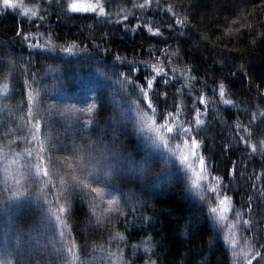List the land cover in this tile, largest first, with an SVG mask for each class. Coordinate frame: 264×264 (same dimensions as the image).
Listing matches in <instances>:
<instances>
[{"label":"trees","instance_id":"obj_1","mask_svg":"<svg viewBox=\"0 0 264 264\" xmlns=\"http://www.w3.org/2000/svg\"><path fill=\"white\" fill-rule=\"evenodd\" d=\"M16 2L0 0V166L16 169L0 168V264H71L72 242L76 264H264L255 256H264V0H101L107 15L65 11V0ZM141 112L191 127L204 158L199 190L172 156L144 147ZM36 121L49 176L25 159ZM76 149L139 170L112 175L118 212L99 213L94 192L68 180ZM57 196L64 223L46 212ZM225 196L221 219L210 209Z\"/></svg>","mask_w":264,"mask_h":264},{"label":"rangeland","instance_id":"obj_2","mask_svg":"<svg viewBox=\"0 0 264 264\" xmlns=\"http://www.w3.org/2000/svg\"><path fill=\"white\" fill-rule=\"evenodd\" d=\"M16 3H20L24 0H16ZM76 2H87V0H76ZM93 2H96V0H93ZM6 85H0V105L2 104L1 99L6 94ZM140 133L142 135V142L144 147L151 149L152 151H157L159 153H163L165 156H172V158L177 162L179 167H182L183 170L187 172L189 175V179L191 181V185L193 190H199L197 189L196 185L193 183L194 181H197L198 176L197 173H200V164L198 161V158L196 156H192L191 152L195 150L197 152V149H193L191 145L190 137H193L191 131L185 132L183 129L187 128L183 124V122L177 117L171 118V120L167 121V126H171L173 128V131L171 133L167 132V128L165 124L158 125L154 122L152 117L148 114H144V112H141L140 114ZM157 129L159 131H157ZM160 137H163V139H160ZM155 141V143H154ZM187 141V143H186ZM30 149L34 151V146H36V143L30 142ZM73 150V147L70 148ZM151 151V152H152ZM25 153V152H24ZM153 153V152H152ZM151 153V154H152ZM91 154V155H89ZM198 154V152H197ZM199 155V154H198ZM81 156L84 159L78 160L76 157ZM183 156L188 157V161L185 162L182 160ZM25 159L29 160L30 163H36L35 159V153H33V157L29 158L27 157L25 153ZM70 161L67 163L73 165V167L76 169V175L81 179L85 180L87 179V182L91 185L92 188H101L104 189V198L101 199L100 195L94 193L93 199L95 201L96 207H99V213L107 212L109 209V205L107 204V200L111 196L116 197L115 190L112 188L111 185V177L112 175H115L119 173L122 175H130L136 172H139V170H136L134 166L132 165H126V162L119 161L116 158H110V154L105 153L103 149L98 150H80L76 149L72 153H70ZM9 163V162H8ZM187 164H192L195 171L189 169L187 167ZM109 166H111L110 175H105V171L109 170ZM137 167V166H136ZM2 170V176L6 177L8 175H15L16 169L11 171L13 169V166L11 163L6 164V166H0ZM31 168V167H30ZM204 168V167H203ZM17 169H20L17 168ZM36 175L42 176L39 171H37L34 168H31ZM72 169H69V172H71ZM12 173V174H11ZM87 173H92V175H87ZM131 173V174H129ZM202 175V179H199V188L201 184L206 180V175L200 173ZM71 177L68 176V180L70 181ZM71 182V181H70ZM223 197H219L218 203H217V212H215L221 219H223L227 212H224L222 210V207L220 205V200H222ZM100 205V206H99ZM117 205V204H116ZM116 205H113L112 207H115ZM226 206L229 209V200L226 202ZM62 217V214H61ZM64 239V237H63Z\"/></svg>","mask_w":264,"mask_h":264},{"label":"snow or ice","instance_id":"obj_3","mask_svg":"<svg viewBox=\"0 0 264 264\" xmlns=\"http://www.w3.org/2000/svg\"><path fill=\"white\" fill-rule=\"evenodd\" d=\"M66 2V9L65 11H72L74 13H96L97 15H107L106 11H105V7L104 4L101 2V0H96V2H93V0H87V2H76V0H65ZM151 0H145V3L143 5H134V7H145L148 6L150 4ZM4 5L8 6L12 4V0H3ZM169 11H171V8L169 7L168 9ZM33 16L38 15L37 12H32L31 13ZM40 19H42V17H39ZM124 19H126V17H124ZM176 23L178 24H183L184 22L182 20H177ZM146 28H148L149 32H155V33H159V29H152L150 26L145 25ZM40 47H44V45H38ZM65 51L71 52V47H69L68 49H64ZM119 58V57H117ZM154 67V66H153ZM135 70V69H132ZM154 71L159 73L162 72L163 69L162 68H155L154 67ZM173 71H175L173 69ZM126 79H131L130 77H127ZM155 79V76H153L151 79L145 77L146 83H147V88L151 89L153 87V80ZM135 84V82H133ZM163 83H167V81H163ZM141 91L143 93L144 99L147 100V105L149 108H152V101L151 99H148L147 96V90L144 88L143 85H140ZM219 92H220V96L223 97L224 96V85L221 84L219 86ZM33 94L30 93L28 96V101L31 104V102L33 101ZM201 102H204L203 97H200ZM225 103H229L231 104L232 101H224ZM89 111H92L91 108L88 109ZM68 111H71V109H68ZM154 111V109H153ZM28 115L29 117L32 116V111L31 108H29L28 111ZM169 115H172L171 113H169ZM203 123L202 120L199 119V110H196V118H195V124L197 126L201 125ZM166 128H167V132L171 133L173 131V128L171 126H167V121L165 122ZM32 128L35 129V133L32 134L31 139L32 141H36L37 145L34 146V151H35V159H36V163H30L29 166L31 168L36 169L37 171H39L40 173H42L43 176H49L50 175V171H49V165L53 163V157L51 156V153L48 149H46L44 147V141L40 139V137L36 134L39 133L40 130V123L39 121H36L35 124L31 125ZM237 127H240V125H237ZM185 132H190L191 131V127H187L183 129ZM247 130V129H245ZM157 131H159L157 129ZM160 139H163V137H160ZM191 140V145L192 148H198L199 147V142L195 139V137H190ZM155 143V141H154ZM187 143V141H186ZM261 144H264V141H261ZM51 147H55V145L53 144ZM253 150H255L256 146L252 145ZM25 153L27 155V157L31 158L33 157V150H28L25 149ZM18 155V154H17ZM91 155V154H89ZM192 156H196L198 158L199 164L201 166L200 168V173H202L203 171V166H204V158L202 155H198L197 152L195 150H193L191 152ZM47 157V159H46ZM78 160H83L84 158L81 156H77L76 157ZM56 159H68V157H57ZM182 160L187 162L188 161V157L187 156H183ZM187 167L193 171H195V169L193 168L192 164H187ZM67 168L72 169L71 172H65V175H68L71 177L72 180V184L75 188H79V189H84V188H88L90 189L92 192L100 195L101 199L103 200L104 196V189H101L99 187L97 188H92L91 185L87 182V179L85 180H81L75 173H76V169L73 167V165L68 164ZM111 166H109V170L105 171V175H110L111 171H110ZM200 173H197L198 179L197 181H194L193 183L196 185L197 189H199V179H202V175ZM87 175H92V173H87ZM219 178H217L218 180ZM60 184L61 185H65L66 181L64 180L63 176L60 178ZM53 187H55V185H53ZM212 192H216V189H212ZM198 195H202V193H200L199 191L197 192ZM219 198V197H217ZM229 200V197L225 196L222 200H220V205L222 207V210L224 212H227L229 209L226 206V202ZM66 203V202H65ZM65 203H61L59 196L56 197V206L53 207V202L52 201H48V208L46 209V212L49 214V216H55L57 222L59 223H64V221L62 220L61 214L67 212V208L65 206ZM107 204L109 205V209L108 211H119V208H115L112 207L113 205L117 204V197L115 196H111L108 200H107ZM217 208L213 207L210 209L211 212H217ZM237 216H239V213H237ZM244 223H249L248 221H245ZM61 235H63V233H61ZM117 236H120L119 233L116 234ZM121 239H123V237H120ZM232 243L235 244L236 241L232 240ZM251 249H249L250 251ZM64 251L66 253L64 259L65 261H71V264H76V262L78 260H80L79 258V254L77 251V246L75 245L74 242L66 244ZM117 261H119L120 256L118 254H112ZM245 256H247V253H244ZM256 257H261V261H264V256H261V253L259 251H257L255 253ZM255 258V257H253ZM80 264H84V261H80ZM154 264V262H153ZM247 264H252L251 260H248Z\"/></svg>","mask_w":264,"mask_h":264}]
</instances>
